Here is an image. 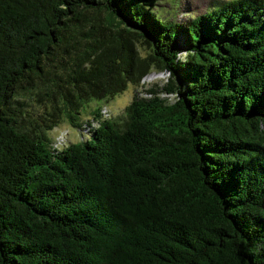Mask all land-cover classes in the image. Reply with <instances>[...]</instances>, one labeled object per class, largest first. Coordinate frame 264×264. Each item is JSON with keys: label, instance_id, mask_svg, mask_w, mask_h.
<instances>
[{"label": "trees", "instance_id": "16d2710c", "mask_svg": "<svg viewBox=\"0 0 264 264\" xmlns=\"http://www.w3.org/2000/svg\"><path fill=\"white\" fill-rule=\"evenodd\" d=\"M156 2L0 0V264H264V0Z\"/></svg>", "mask_w": 264, "mask_h": 264}, {"label": "rangeland", "instance_id": "374dc122", "mask_svg": "<svg viewBox=\"0 0 264 264\" xmlns=\"http://www.w3.org/2000/svg\"><path fill=\"white\" fill-rule=\"evenodd\" d=\"M222 1L224 0H157L155 4V11L160 17L165 19H187L191 15L211 8L213 5L218 6L222 3ZM166 75L167 72L153 68L142 77L140 84L137 86H134L131 82H129L126 88L116 93L106 102L112 114L119 112L122 107L130 100L135 88H138L140 91L144 92L145 87L151 83L157 82L159 85L162 84L166 78ZM99 101L100 100H90L88 103L94 105V102ZM38 107H40V105ZM88 109H90V106L89 108L85 107V114L89 112ZM59 126H64V128L68 130L67 140H76L82 138L81 130L77 126H74L67 121L58 123L50 130V132H54Z\"/></svg>", "mask_w": 264, "mask_h": 264}, {"label": "built area", "instance_id": "2783aa9c", "mask_svg": "<svg viewBox=\"0 0 264 264\" xmlns=\"http://www.w3.org/2000/svg\"><path fill=\"white\" fill-rule=\"evenodd\" d=\"M102 116H107L109 114V108L107 104H102L100 108ZM98 120L97 119H91L90 122H83L82 123V131L84 132L82 136L87 133L92 125H97ZM52 139L51 143L54 147H61L66 144L68 130L64 128V126H59L57 130L51 133Z\"/></svg>", "mask_w": 264, "mask_h": 264}]
</instances>
